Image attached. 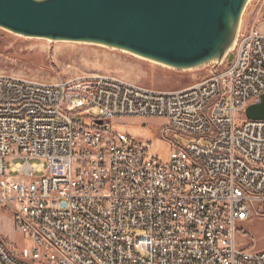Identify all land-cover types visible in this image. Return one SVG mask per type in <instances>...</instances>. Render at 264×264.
<instances>
[{
  "label": "built area",
  "instance_id": "1",
  "mask_svg": "<svg viewBox=\"0 0 264 264\" xmlns=\"http://www.w3.org/2000/svg\"><path fill=\"white\" fill-rule=\"evenodd\" d=\"M258 28L184 93L0 75V207L32 242L25 253L0 241V264H264V250L236 242L264 211V121L244 116L264 94ZM128 118L165 120L161 138L189 145L159 163L110 126Z\"/></svg>",
  "mask_w": 264,
  "mask_h": 264
},
{
  "label": "water",
  "instance_id": "2",
  "mask_svg": "<svg viewBox=\"0 0 264 264\" xmlns=\"http://www.w3.org/2000/svg\"><path fill=\"white\" fill-rule=\"evenodd\" d=\"M247 1L0 0V28L26 38L99 45L187 71L232 63ZM244 116L264 121V94Z\"/></svg>",
  "mask_w": 264,
  "mask_h": 264
},
{
  "label": "rangeland",
  "instance_id": "3",
  "mask_svg": "<svg viewBox=\"0 0 264 264\" xmlns=\"http://www.w3.org/2000/svg\"><path fill=\"white\" fill-rule=\"evenodd\" d=\"M252 25L264 35V0H248L237 31L238 38ZM226 64V63H225ZM214 64L187 71H177L141 59L129 53L80 42H58L26 38L0 28V75L55 83L63 79L84 76L108 75L131 84L157 91H174L206 79ZM96 117L97 111L91 110ZM162 119L116 120L110 126L125 133L148 148L149 155L159 163H166L171 152L179 145L188 147L189 141L169 132L164 139L161 133L168 128ZM12 162H23L14 159ZM31 164L40 163L31 160ZM0 241L11 249L28 253L32 242L13 222L12 212L0 207ZM238 247L251 251L264 250V211L256 210L250 220L236 226Z\"/></svg>",
  "mask_w": 264,
  "mask_h": 264
},
{
  "label": "bare ground",
  "instance_id": "4",
  "mask_svg": "<svg viewBox=\"0 0 264 264\" xmlns=\"http://www.w3.org/2000/svg\"><path fill=\"white\" fill-rule=\"evenodd\" d=\"M177 93H184V88L177 90ZM14 159H16V155H9V162H12Z\"/></svg>",
  "mask_w": 264,
  "mask_h": 264
}]
</instances>
